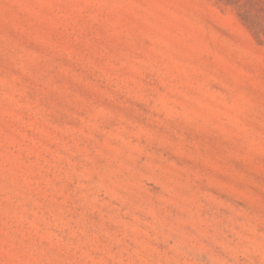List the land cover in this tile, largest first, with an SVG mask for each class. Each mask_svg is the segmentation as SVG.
<instances>
[{
    "label": "rangeland",
    "instance_id": "rangeland-1",
    "mask_svg": "<svg viewBox=\"0 0 264 264\" xmlns=\"http://www.w3.org/2000/svg\"><path fill=\"white\" fill-rule=\"evenodd\" d=\"M0 264H264V0H0Z\"/></svg>",
    "mask_w": 264,
    "mask_h": 264
}]
</instances>
